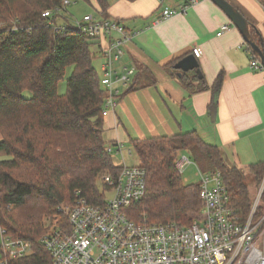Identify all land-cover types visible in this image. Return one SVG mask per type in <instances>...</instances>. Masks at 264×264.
Returning a JSON list of instances; mask_svg holds the SVG:
<instances>
[{"label":"trees","instance_id":"trees-1","mask_svg":"<svg viewBox=\"0 0 264 264\" xmlns=\"http://www.w3.org/2000/svg\"><path fill=\"white\" fill-rule=\"evenodd\" d=\"M62 1L0 0V24L5 21L0 26V151L11 157L0 161V227L14 239L31 242L29 264H52L50 252L41 243L49 231L46 219L59 216L64 221L58 207L73 204L77 190L90 203H101L105 197L99 185L102 176H117L122 169L103 137L107 94L94 66L101 43L71 25L57 30L51 24H57V16L43 17L45 10L61 6ZM95 1L101 17L110 19L109 1ZM258 1L264 6V0ZM13 20L18 24L16 31ZM251 35L264 49L253 25ZM246 50H252L250 45ZM179 60L164 67L182 86L191 94L210 88L203 73L200 77L196 70H176ZM69 66L73 71L61 94L59 85ZM143 75L137 67L122 97L143 88ZM222 78L211 87L212 105L217 103ZM26 91L30 97L24 95ZM129 146L139 166L148 171L147 194L130 211L136 221L142 213L152 222L185 226L200 218L199 183L186 184L176 169L184 151L204 155L207 172L222 173L235 209L243 217L250 214L264 177V162L230 165L221 148L208 144L197 131L132 139ZM263 210L264 196L259 215Z\"/></svg>","mask_w":264,"mask_h":264},{"label":"built area","instance_id":"built-area-1","mask_svg":"<svg viewBox=\"0 0 264 264\" xmlns=\"http://www.w3.org/2000/svg\"><path fill=\"white\" fill-rule=\"evenodd\" d=\"M177 7L158 0L161 13L154 24L177 15H186L202 0H181ZM72 3L63 0L61 6L45 10L43 17L49 20L60 17ZM12 29L18 30L16 20ZM51 24L57 29L67 25ZM0 26H4L1 23ZM73 27L101 43V85L107 97L103 115L114 110L137 73L135 66L117 71L125 54V46L138 32H130L117 19L97 18L87 14ZM234 27L224 24L217 32L222 36ZM30 31V29H28ZM247 48V43L245 44ZM250 66L264 71L263 64L252 50ZM200 58L202 50L193 49ZM122 155V169L117 176L105 174L101 187L105 197L101 203H90L80 190L75 193L73 204L58 207L65 216L46 219L49 231L41 243L52 257V264H264V210L259 215L264 196V177L253 200L250 214L243 217L231 203L228 188L220 171L203 172L198 166L199 196L202 202L200 218L189 226L179 222L156 223L146 213L136 221L131 216L133 204L147 194L148 171L139 165H128L124 158V145L116 143ZM112 153L113 148L108 147ZM194 161L186 154L179 155L176 169L180 176ZM110 193V195H108ZM0 264H29L33 253L31 242L14 239L0 227Z\"/></svg>","mask_w":264,"mask_h":264},{"label":"crops","instance_id":"crops-1","mask_svg":"<svg viewBox=\"0 0 264 264\" xmlns=\"http://www.w3.org/2000/svg\"><path fill=\"white\" fill-rule=\"evenodd\" d=\"M91 1L97 18H102L96 1ZM108 1L110 17L130 32H138L125 46L117 71L121 74L125 66L140 67L144 85L121 97L118 106L105 116L104 140L124 145L132 139L197 131L208 144L221 148L230 165L247 167L264 162V71L250 66L246 40L235 26L217 36L222 25L232 24L226 13L212 0H202L186 15L155 25L163 7L158 0ZM228 1L264 42V6L258 0ZM181 2L166 0L165 5L177 7ZM195 47L202 50L197 59L210 88L191 94L164 65L193 55ZM97 57L100 73V49ZM220 75L222 86L217 103L212 105L211 87Z\"/></svg>","mask_w":264,"mask_h":264},{"label":"rangeland","instance_id":"rangeland-1","mask_svg":"<svg viewBox=\"0 0 264 264\" xmlns=\"http://www.w3.org/2000/svg\"><path fill=\"white\" fill-rule=\"evenodd\" d=\"M71 1V5L66 8V10L61 14L60 17L57 18V23L60 25H75L77 20L81 19L84 17L86 14H92L95 17H99L98 12L95 8V5L93 4V1H85V0H69ZM1 23L5 24V21H1ZM247 43V42H246ZM248 44V43H247ZM249 45V44H248ZM94 66L98 70L100 69V58L96 57L94 59ZM73 71L72 66H69L67 68L66 74L63 78V80L60 82L59 85V91L61 94H64L66 92V84H67V79L71 76ZM24 95L26 97H30L31 93L26 91L24 92ZM0 141H1V136H0ZM111 144V143H110ZM109 145V147L113 148V152L111 153L113 161L117 164L120 165L122 163V155L119 154L118 148L115 147L114 144ZM124 158L126 161V164L128 165H139V159L135 153L134 150L131 149L129 146V142H126L124 144ZM183 153H186L195 163V165L190 166L185 173L181 176L183 181L187 183H198L199 177L196 176L197 173V168L195 166H198L203 172H207L209 168L208 161L206 157L200 153H195V152H190V151H184ZM11 157L5 154L4 152L0 151V161L3 160H8ZM101 181L99 182V185ZM110 195V193H108ZM0 244H1V231H0Z\"/></svg>","mask_w":264,"mask_h":264},{"label":"water","instance_id":"water-1","mask_svg":"<svg viewBox=\"0 0 264 264\" xmlns=\"http://www.w3.org/2000/svg\"><path fill=\"white\" fill-rule=\"evenodd\" d=\"M216 5H218L228 16L231 22L235 25V27L240 31V33L245 38L246 42L252 48V51L257 56L259 61L264 66V49L260 48L257 42L252 38L251 35V23L248 19L228 0H212ZM198 59L194 55H188L181 60H179L174 68L180 70L182 72H189L196 70L197 74L202 77V71L199 68Z\"/></svg>","mask_w":264,"mask_h":264},{"label":"bare ground","instance_id":"bare-ground-1","mask_svg":"<svg viewBox=\"0 0 264 264\" xmlns=\"http://www.w3.org/2000/svg\"><path fill=\"white\" fill-rule=\"evenodd\" d=\"M257 58V57H256ZM258 59V58H257ZM259 60V59H258Z\"/></svg>","mask_w":264,"mask_h":264}]
</instances>
